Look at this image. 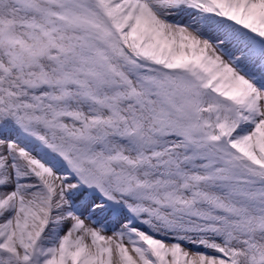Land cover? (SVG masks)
<instances>
[{"label":"snow or ice","instance_id":"6c2138e0","mask_svg":"<svg viewBox=\"0 0 264 264\" xmlns=\"http://www.w3.org/2000/svg\"><path fill=\"white\" fill-rule=\"evenodd\" d=\"M0 264H264V0H0Z\"/></svg>","mask_w":264,"mask_h":264}]
</instances>
